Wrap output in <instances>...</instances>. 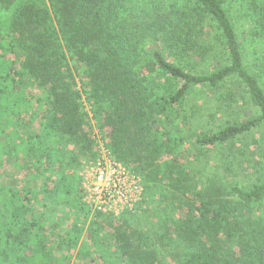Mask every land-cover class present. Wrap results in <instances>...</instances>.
I'll list each match as a JSON object with an SVG mask.
<instances>
[{
    "label": "trees",
    "instance_id": "1",
    "mask_svg": "<svg viewBox=\"0 0 264 264\" xmlns=\"http://www.w3.org/2000/svg\"><path fill=\"white\" fill-rule=\"evenodd\" d=\"M0 6V161L33 166L0 185V264H264V0ZM68 146L137 177L152 226L131 225L137 204L96 212L90 245L77 226L52 240ZM191 148L217 151L212 172Z\"/></svg>",
    "mask_w": 264,
    "mask_h": 264
},
{
    "label": "rangeland",
    "instance_id": "2",
    "mask_svg": "<svg viewBox=\"0 0 264 264\" xmlns=\"http://www.w3.org/2000/svg\"><path fill=\"white\" fill-rule=\"evenodd\" d=\"M1 11V6H0ZM249 50V48H248ZM4 54V53H3ZM251 54V53H250ZM2 55V54H1ZM205 95L198 94L197 98L201 97L203 98ZM202 101V99H201ZM200 101V102H201ZM3 109L0 107V127H3L5 125L4 123V115H2ZM201 113L204 115L203 108L201 109ZM203 115L200 114L202 117L201 119H204ZM206 115V114H205ZM33 128V127H32ZM34 129V128H33ZM188 127L184 128L185 132H189ZM193 129L195 130V126H193ZM25 134H27L30 129L26 128ZM24 136V135H23ZM26 136V135H25ZM7 141V137L0 135V141ZM69 150H74L73 153H70L67 155L66 160H71L72 154L76 157L77 162L71 163L67 168H70V174L71 179L69 181H66L67 184L71 185V191L66 192V198L65 199H58L57 201L53 200L50 202V204H56L57 208L54 212H52V222L54 221L60 222V224L56 225H48L46 226L45 232L48 233L49 237L53 240V237H56V235H64L65 230L67 229H73L75 226L77 227H83V230L80 234V241L79 244L82 242H87V245H90V237L91 234L88 232V226L91 220L94 217V214L96 211L92 210L90 206L87 204L85 200V188L87 186L88 177H91V174H88V171H90V167L94 161V159H91L88 157V155H84L78 152V149L73 146H68ZM194 148V147H193ZM191 148V151L193 150ZM204 151V150H202ZM208 152V153H207ZM216 150H208L205 152H199L193 150L191 154H195L196 156H200V159L202 160L199 165H197L198 169H204L206 173L212 172V165H215V159H213V156L216 154ZM204 153H207L206 157L203 155ZM14 154V153H13ZM185 155V153H184ZM40 156H44L41 154ZM190 156V155H189ZM2 163L0 161V185H9L13 187H17L18 189H21L26 186L28 181L30 180L29 176L31 177L32 174V165L28 162H24L25 164L21 168H16L12 165V161H14L13 156H9L11 160H7V157H3ZM210 159L209 164L204 166L205 160ZM31 168V169H30ZM31 183V181H29ZM31 186V184H29ZM148 194H144V191L141 194V199H143L142 203L137 202V204H140L139 206H136L135 212L130 213L127 215V218L129 219L131 225L133 226H152L154 219L156 217V213L158 212V207L155 203H150L149 197H147ZM78 201V203H76ZM49 204V205H50ZM48 205V206H49ZM88 215L86 216L87 210ZM74 232L76 231H70V234L73 236ZM107 232H111L109 227H105L102 233H105L108 235ZM54 234V235H53ZM56 234V235H55ZM109 237V236H108ZM73 262H77L82 264L81 261L78 259H73Z\"/></svg>",
    "mask_w": 264,
    "mask_h": 264
},
{
    "label": "built area",
    "instance_id": "3",
    "mask_svg": "<svg viewBox=\"0 0 264 264\" xmlns=\"http://www.w3.org/2000/svg\"><path fill=\"white\" fill-rule=\"evenodd\" d=\"M85 188V200L96 212L118 215L133 210L141 200L143 186L125 166L112 159L101 147L93 161Z\"/></svg>",
    "mask_w": 264,
    "mask_h": 264
}]
</instances>
